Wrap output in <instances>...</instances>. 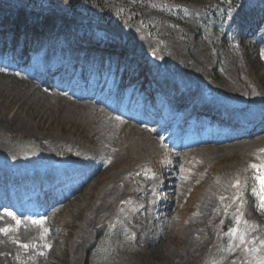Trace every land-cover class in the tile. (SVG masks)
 Returning <instances> with one entry per match:
<instances>
[{
	"label": "rangeland",
	"instance_id": "obj_1",
	"mask_svg": "<svg viewBox=\"0 0 264 264\" xmlns=\"http://www.w3.org/2000/svg\"><path fill=\"white\" fill-rule=\"evenodd\" d=\"M131 4L108 0L105 6L119 19ZM154 8H143L150 11L143 22L123 18L103 25L77 12L53 8L42 14L0 1L6 29L35 25L57 33L33 46L49 42L47 62L78 61L79 53L60 54L54 44L82 39L84 31L89 45L103 39L107 51L85 59L90 67L100 61L98 72L90 69L91 79L72 65L69 87L62 91L56 87L63 84L62 74L41 83L24 61L20 69L9 65L17 67L22 57L0 59V186H15L16 207L0 208V229L7 230L0 231V264H264V189L256 177L264 172V153L256 151L264 140L238 139L246 130L223 126L228 119L244 128V123L264 120V0H244L235 11L216 16L187 7L191 28L170 22ZM116 46L123 52L111 57L107 49ZM22 50L32 56L30 44ZM130 58L143 64L141 76L133 72ZM75 72L90 81L88 86L94 81L98 93L108 91L90 100V109L104 111L96 119L92 110L78 106L85 101L80 88L85 80H71ZM14 75L21 77L17 84ZM143 86L150 88L153 101L145 88L139 93ZM113 88L117 98L110 94ZM197 98L204 110L218 113L200 117L189 111ZM164 111L167 116L159 120ZM147 112L156 114L152 123ZM140 113L141 121L135 119ZM146 119L150 125L142 123ZM212 119L223 127L215 140L235 138L241 144L198 143L205 139L195 130ZM189 139L195 142L187 145ZM29 195L34 199L20 205ZM228 213H234L233 225L223 230Z\"/></svg>",
	"mask_w": 264,
	"mask_h": 264
},
{
	"label": "trees",
	"instance_id": "obj_2",
	"mask_svg": "<svg viewBox=\"0 0 264 264\" xmlns=\"http://www.w3.org/2000/svg\"><path fill=\"white\" fill-rule=\"evenodd\" d=\"M15 3L18 4H25L29 7H34L40 10H47L53 7H62L65 6L68 8V10L72 12H77L87 16H95L100 21L107 23V24H113L116 22H120L121 18H123V15L121 18H118V15H115L113 12L109 11V8L105 6V0H61L63 4H59L57 1L53 3L51 0H12ZM54 1V0H53ZM152 3H157L158 0H150ZM201 2V0H199ZM231 1V0H230ZM136 1V4H138ZM226 2V0H223V4ZM134 19L140 18L143 19V17H136L133 15ZM174 21L179 23L180 21L176 18Z\"/></svg>",
	"mask_w": 264,
	"mask_h": 264
},
{
	"label": "bare ground",
	"instance_id": "obj_3",
	"mask_svg": "<svg viewBox=\"0 0 264 264\" xmlns=\"http://www.w3.org/2000/svg\"><path fill=\"white\" fill-rule=\"evenodd\" d=\"M252 8H253V7H252ZM28 53H29V52H28ZM0 72H1V71H0ZM6 72H7V71H6ZM8 72H9L8 74H11L10 71H8ZM12 73H13V72H12ZM6 76H7V75H6ZM10 76H11V75H10ZM8 77H9V76H8ZM20 79H21V77H20L19 75H14L13 78H12V81H13L15 84H17V82H18ZM2 83H3V82H2ZM11 84H12V83H11ZM22 84H23V83H22ZM16 86H17V85H16ZM14 87H15V86H14ZM24 88H25V86H24ZM25 89H26V88H25ZM8 90H9V89H8ZM11 90H12V89H11ZM33 90H35V89L33 88ZM36 90H37V89H36ZM59 90H60V89H57V91H59ZM26 91H27V90H26ZM31 92H32V91H29V93H28L29 96L31 95ZM42 92H43V91H42ZM50 93H51V92H50ZM26 94H27V93H26ZM40 95H41V94H40ZM61 95H63V94H61ZM68 95H69V94H68ZM36 96H37V95H36ZM12 98H13V97H12ZM33 98H35V97H33ZM33 98H32V99H33ZM45 98H46V97H45ZM52 98H53V97H52ZM16 99H17V98H16ZM16 99H15V100H16ZM32 99H31V100H32ZM36 99H37V97H36ZM41 100H42V99H41ZM197 100H199V98H197ZM249 100H250V99H249ZM11 101H12V100H11ZM16 101H17V100H16ZM16 101H15V102H16ZM43 101H44V100H43ZM91 102H92V101H87V100H86V101H83L82 104L79 103L78 106H80V105L85 106V107H87V108L91 111V110L93 109V108L90 109L91 106H90L89 103H91ZM23 103H24V101H22L20 104H18V103H17V104H16V103H13V106H14V104H16V105H17L16 107H17L18 109H21L22 106H23ZM30 103H31V102H30ZM93 104H94V103H93ZM29 105L31 106V104H29ZM252 105H253V102H252L250 105H249L248 103H246V104H244V107L249 108V107L252 106ZM255 105H256V104H255ZM9 106H10V105H9ZM92 106H94V105H92ZM95 106H96V105H95ZM26 107H27V106H26ZM80 107H81V106H80ZM217 107H218V106H217ZM17 108H16V109H17ZM36 108H37V107H36ZM94 108H95V107H94ZM215 108H216V107H215ZM255 108H257V107H255ZM220 109H221V108H220ZM252 109H253V108H252ZM87 111H88V110H87ZM99 111H100L101 113H104V111L101 110V109H99V110H98V109H94V110H92V113H91V114H94L93 117H94L95 119L99 116ZM246 111H247V110H245V112H246ZM88 112H89V111H88ZM106 112H108V111H105V113H106ZM89 113H90V112H89ZM101 113H100V114H101ZM243 113H244V112H243ZM246 113H247V112H246ZM88 115H89V114H88ZM112 115H113V114H112ZM112 115H111V116H112ZM89 116H90V115H89ZM91 116H92V115H91ZM100 116H101V115H100ZM242 116H243V115H242ZM244 116H245V115H244ZM43 117H44V116H43ZM113 117H114V116H113ZM111 118H112V117H111ZM104 119H105V118H104ZM112 119H113V118H112ZM102 120H103V119H102ZM117 120H118V119H117ZM96 121H98V120H96ZM104 121H105V120H104ZM100 122H101V121H100ZM121 123H122V122H121ZM121 123L119 122V124H121ZM108 126H109V125H108ZM249 140H252V139H249ZM263 140H264V138L261 139V140H260V139H259V140H257V139L254 140V139H253V141H257V142H260V141H263ZM245 141H246V139H245ZM238 142H239V141H238ZM238 142H237V143H238ZM242 142H243V141H242ZM250 142H251V141H250ZM237 143H236V145H235V144H234V145L237 146V145H240V144H241V143H240V144H237ZM157 145H159V144H157ZM234 145H232V146H234ZM252 145H253V144H252ZM232 146H231V147H232ZM254 146H255V145H254ZM256 146H257V145H256ZM258 146H259V145H258ZM258 146H257V147H258ZM231 147H230V148H231ZM260 147H264V145L259 146V148H260ZM255 149H256V148H255ZM260 155H261V154H260ZM261 156H262V155H261ZM255 157H256V156H255ZM76 161H77V160H76ZM78 163H80V162H78ZM70 164H71V163H70ZM87 164H88V163H87ZM84 165H85V164H84ZM64 166H65V165H64ZM68 166H69V165H68ZM68 166H66V168H67ZM73 166H74V165H73ZM80 167H81V165H80ZM69 168H70V167H69ZM45 174H46V173H45ZM52 174H55V173L52 172ZM213 184H214V183H213ZM207 202H209V200H208ZM25 204H26V203H25ZM204 205H205V204H204ZM204 205H203V206H204ZM206 205H207V204H206ZM0 208H1V207H0ZM30 209H31V208H30ZM150 209H151V208H150ZM202 209H203V208H202ZM148 210H149V209H148ZM31 211H33V210H31ZM33 213H34V212H33ZM148 213H149V212H148ZM30 214H31V213H30ZM153 214H154V213H153ZM148 215H149V214H148ZM152 216H153V215H152ZM159 218H160V217H159ZM146 219H147V221H149V220H152L153 218L151 219L150 217L147 216ZM153 220H154V219H153ZM153 220H152V221H153ZM144 222H145V221H144ZM155 222H156V218H155ZM26 224H27V223H26ZM27 226H28V225H27ZM142 231H143V230H142Z\"/></svg>",
	"mask_w": 264,
	"mask_h": 264
},
{
	"label": "water",
	"instance_id": "obj_4",
	"mask_svg": "<svg viewBox=\"0 0 264 264\" xmlns=\"http://www.w3.org/2000/svg\"><path fill=\"white\" fill-rule=\"evenodd\" d=\"M225 223H226L225 228H227L229 226V224H230L229 217L226 219ZM97 234H98L97 237H99L100 234H101V231H98ZM94 246H95V241L88 247L87 256H88L89 252L94 248Z\"/></svg>",
	"mask_w": 264,
	"mask_h": 264
},
{
	"label": "snow or ice",
	"instance_id": "obj_5",
	"mask_svg": "<svg viewBox=\"0 0 264 264\" xmlns=\"http://www.w3.org/2000/svg\"><path fill=\"white\" fill-rule=\"evenodd\" d=\"M253 167H255V166H253ZM261 185H262V189H264V180L261 181ZM262 206H264V203H262ZM34 223H38V222H34ZM0 231H7V230L0 229ZM22 247L27 248L28 245L27 244H24V245H22Z\"/></svg>",
	"mask_w": 264,
	"mask_h": 264
}]
</instances>
